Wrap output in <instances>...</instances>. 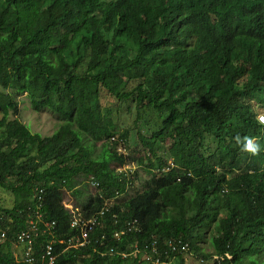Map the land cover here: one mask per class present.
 <instances>
[{"label": "trees", "instance_id": "trees-1", "mask_svg": "<svg viewBox=\"0 0 264 264\" xmlns=\"http://www.w3.org/2000/svg\"><path fill=\"white\" fill-rule=\"evenodd\" d=\"M235 1L0 0V187L14 198L0 206V264L14 261L15 234L35 218L39 187L33 251L51 242L53 264H150L133 251L154 240L161 264H184L190 249L214 264H264V253L253 256L264 248V123L252 110V101L264 106V0ZM102 88L133 101L135 123L155 114L136 132L150 177L69 248L81 234L70 227L63 190L81 196L80 180L92 175L97 191L79 205L91 218L134 182L114 171L132 158L110 143L116 124L100 106ZM23 93L34 110L63 120L51 135L17 117ZM133 219L139 231L114 236ZM211 224L213 251L199 252L194 230ZM172 238L188 249L173 252Z\"/></svg>", "mask_w": 264, "mask_h": 264}, {"label": "rangeland", "instance_id": "rangeland-1", "mask_svg": "<svg viewBox=\"0 0 264 264\" xmlns=\"http://www.w3.org/2000/svg\"><path fill=\"white\" fill-rule=\"evenodd\" d=\"M140 69L129 70L127 77L130 79L139 75ZM136 82H130V86H134ZM132 84V85H131ZM15 100L18 102L19 113L17 117L20 121L27 124L29 126L31 132L40 133L41 136L51 135L62 123L57 114H54L48 109L34 110L30 105L29 98L23 93L15 95ZM100 106L103 110L108 109L111 114L110 117L115 122V136H119L122 133L126 132V142L123 145L122 150H124L125 146V154H129L132 159V162L129 164L130 170L133 172V186L129 188V190L118 198V202L125 200L132 196L134 193L141 191L143 188V183L150 177L145 171L144 162H140L138 160L139 154H143L142 144L138 139L136 132L142 128L140 124H144L145 120H149V123L152 124L154 122L155 114L152 111L146 112L145 114H141L140 119L135 123L134 120L136 118V109L134 103L131 99L119 101L116 97L107 92L104 88L101 89L100 93ZM255 113L258 114V117L262 119L261 116L264 115V106L260 104H253ZM1 117V115H0ZM14 115H10V118H14ZM264 121V120H262ZM148 134V133H146ZM205 146L204 151L212 152L216 147V141L211 135H207L204 140ZM99 144V143H98ZM97 144V146H98ZM170 144L167 142L165 146L162 148L161 153L167 154L168 148ZM255 145H253L254 148ZM252 148V150H253ZM262 164H264V159ZM83 178V177H82ZM80 184L78 185L79 189L83 190V194L81 196H75L69 190H63V203L65 207H75L78 206L80 209V204L84 199H86L89 195H93L96 191L94 186L90 183V181L85 178L80 180ZM14 198L10 191L0 187V206L3 209H9L13 206ZM213 224L211 226L204 229H195L194 234H198L197 246L199 252L203 253H211L213 251L210 245V237L213 234ZM261 252L254 253V258L261 260L264 253V248L260 249ZM184 264H214L213 258H205L198 255L193 249L185 252L183 254ZM161 264V262L159 263ZM168 264H178V259L173 258Z\"/></svg>", "mask_w": 264, "mask_h": 264}, {"label": "built area", "instance_id": "built-area-1", "mask_svg": "<svg viewBox=\"0 0 264 264\" xmlns=\"http://www.w3.org/2000/svg\"><path fill=\"white\" fill-rule=\"evenodd\" d=\"M92 179V184L94 186H97V182ZM43 189L42 188H36L34 198L36 201V212H35V218H31L28 220V226L26 229L21 230L16 234L14 237V261L11 264H53L56 258V255L53 254L52 251V244L51 242L47 243L41 250H34L33 251V242L36 239L39 230H38V222L42 221V214L39 211V208L43 201ZM108 202L105 203L104 208L99 212L98 216H95L93 218L89 219H83L82 217H74L71 221V226L79 227L80 230V239H73L70 238L68 240V246L69 247H77L78 245H83L86 238H87V232L90 231L94 224L99 222V217H101L104 214V211L108 208ZM134 220L127 222L126 230L130 231L132 226L133 229H137L134 227ZM53 224V223H52ZM45 226H48L47 222H44ZM125 230L123 229L120 232H117L116 235L118 236L120 233H123ZM6 237V232L4 230H0V242L3 241ZM167 245L171 248L173 252H184L188 249L187 242L183 243L181 239H169L167 242ZM150 249V251H148ZM158 250V247H156V241L154 240L150 244H144L143 249L140 250L136 247L135 252L143 251L142 258L146 259L150 262V264H159L163 261L159 260L158 257L153 256V252H156Z\"/></svg>", "mask_w": 264, "mask_h": 264}, {"label": "clouds", "instance_id": "clouds-1", "mask_svg": "<svg viewBox=\"0 0 264 264\" xmlns=\"http://www.w3.org/2000/svg\"><path fill=\"white\" fill-rule=\"evenodd\" d=\"M233 2H236L235 0H231V3H233ZM244 12V10H243V8H242V10H241V8H240V12ZM245 13V12H244ZM242 17H243V14H242ZM243 20V19H242ZM259 24H261V22L259 23ZM264 24V23H263ZM262 24V25H263ZM262 25H260L259 27H262ZM258 27V28H259ZM263 39H264V37H262ZM254 103H256V104H260L261 105V103H258V102H256V101H252V104H254ZM252 110H253V112L255 113V111H254V107H252ZM255 115H256V117H257V119L260 121V122H262V123H264V121H262V120H264V115L263 116H261L262 117V119L261 118H259L258 117V114L257 113H255ZM40 134V133H39ZM41 135V134H40ZM110 143L111 144H113V142H117V145H116V150H117V152L119 153V154H125V146H124V150H122V147H123V145H125V143H123L122 142V140H121V137L120 136H115V134L113 135V136H111L110 137ZM132 161H130L129 163H131ZM169 163L170 164H172L171 163V161L169 160ZM169 169V167H166V168H164L163 170L164 171H166V170H168ZM114 171L115 172H124V174L126 175V177L129 179V177L130 178H133V172L130 170V168H129V164H124V165H122V166H117V167H114ZM91 178H93V176L92 175H89V177H87V179L90 181V183L92 184V179ZM93 180H94V178H93ZM95 181V180H94ZM97 182V181H96ZM98 183V182H97ZM134 183V182H133ZM133 183H132V185H128L127 186V188H126V190L128 191L129 190V188H131L132 186H133ZM93 185V184H92ZM94 186V185H93ZM40 188V187H39ZM94 188H95V186H94ZM43 189V188H42ZM96 189V188H95ZM36 190V189H35ZM43 191H44V189H43ZM96 191H97V189H96ZM95 191V192H96ZM94 192V193H95ZM93 193V194H94ZM34 194H35V191H34V193H33V197H34ZM123 194H125V193H123ZM122 193L120 194V193H117V195L113 198V200H111V201H106L105 203H109L108 204V207L112 204V203H114V202H118V198L120 197V196H122L123 195ZM43 195V194H42ZM35 199V198H34ZM43 201H44V197H43ZM42 201V202H43ZM105 203H104V205H105ZM63 205H64V203H63ZM65 207V206H64ZM65 208H67L68 209V211H69V214H70V227H72V228H77V229H79V227L80 226H77V227H74V226H71V221H72V219L74 218V217H82L83 219H89V218H84L83 217V213H82V210H81V208L79 209V207L78 206H76L75 205V207H73V206H71V207H65ZM102 210V209H101ZM100 210V211H101ZM99 211V212H100ZM99 212H98V215H99ZM103 216V215H102ZM102 216L101 217H99V222L98 223H100L101 222V218H102ZM93 217H95V216H93ZM93 217H91V218H93ZM135 222H134V227H136L137 229H133V226H132V228H131V230H134V231H139V226L137 225V223H136V220L135 219H133ZM133 220H128L127 222H130V221H133ZM127 222L125 223V226L120 230V231H122L123 229L125 230V231H127L126 230V225H127ZM98 223H96V224H98ZM95 225V224H94ZM27 226H28V222H27ZM27 228V227H26ZM25 228V229H26ZM0 230H3V229H0ZM23 230V229H22ZM92 230V229H91ZM90 230V231H91ZM130 230V231H131ZM5 231V230H4ZM21 231V230H20ZM19 231V232H20ZM120 231H117V232H120ZM124 231V232H125ZM79 232H80V230H79ZM89 232V231H88ZM87 232V233H88ZM117 232H115L114 233V236H116V237H119V235L120 234H123V233H120L118 236L116 235V233ZM18 233V232H17ZM16 233V234H17ZM15 234V235H16ZM6 238V237H5ZM4 241V240H3ZM2 242V241H1ZM13 244H14V241H13ZM13 244H12V253H13V251H14V247H13ZM67 247H69L68 246V243H67ZM70 248V247H69ZM134 253H138V252H135V250L133 251ZM142 252V255H143V251H141ZM185 253V252H184ZM124 255V254H123ZM227 256L228 257H230L228 254H227ZM214 258H216V261H218L219 260V256H214ZM213 262H215L214 261V259H213Z\"/></svg>", "mask_w": 264, "mask_h": 264}]
</instances>
